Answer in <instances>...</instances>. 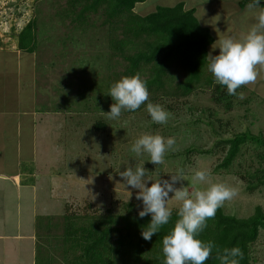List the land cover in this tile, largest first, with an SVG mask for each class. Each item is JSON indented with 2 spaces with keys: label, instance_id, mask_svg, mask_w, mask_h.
<instances>
[{
  "label": "rangeland",
  "instance_id": "1",
  "mask_svg": "<svg viewBox=\"0 0 264 264\" xmlns=\"http://www.w3.org/2000/svg\"><path fill=\"white\" fill-rule=\"evenodd\" d=\"M180 1L186 2L187 9L196 7L195 15L202 26L209 27L214 43L219 37L232 36L239 39L255 23L252 12L248 10L250 3L246 5L245 0H146L136 4L134 12L146 15L160 5L173 6ZM239 2L243 3L242 6ZM66 5L67 0H0V49H15L17 54L24 55L21 73L27 81L33 74L36 75V85L29 90L24 88L22 95L25 106L35 102L32 100L33 95L35 98L40 95L41 101L36 104L42 111L58 106L66 107L65 113L71 114L70 125L67 120V126L64 124L57 135H48L53 143H49L48 138L41 140L39 149L47 156L44 157L45 160H40L42 172L38 171L41 185L35 193L34 208L39 213L34 222V240L44 246L52 245L51 238H56L59 234L54 225L59 221L63 222L67 213L103 214L108 208L121 212L123 205L129 201L135 202L136 210L140 212L143 202L136 199L139 190L127 187L119 175V172L128 167L135 169L140 165H144L148 171V187L159 179L170 180L171 175L180 168L189 177L196 170L206 169L211 173L212 183H224L238 189V196L224 204L228 213L247 217L254 213L258 205L264 210V183L253 191L248 189L249 183L256 181L261 175L255 173L256 169H264V161L254 157L255 154L251 155L254 151L252 146V150L243 147L244 154L238 157L229 170L218 169L217 172L215 169L227 152V147L224 149L222 144H217L221 139L231 138L245 131L264 135V78L258 79L253 85L239 88L237 92H242L245 98L239 99L236 96L230 109L216 103L214 97L217 94L213 92V86L195 93L186 103L180 101L177 104L174 100L177 107L168 120L169 125L155 124L154 127V122L148 116L147 106L140 112L122 113L118 119H108L106 113L110 112L111 105L115 103L111 96L105 95L110 91L109 80H116L112 70L123 72L126 62L121 56L116 55L113 60L109 56L108 25L104 24L105 16L101 11L90 14L85 29H76L71 18L59 15ZM258 7H264V4ZM34 17L38 19L37 37L34 41L36 51L26 53L17 48L18 34ZM213 44L208 47V54L211 52L212 55H218L219 49L213 51ZM13 55L15 54L1 55L5 62L2 65H16V57ZM204 70L208 71L207 65ZM14 73L8 76L13 84L17 75L16 71ZM7 88L11 95L9 104L12 105V92L17 88L14 90L15 86L10 85ZM160 105L166 107L164 102ZM46 123L49 124L48 119ZM143 134H160L165 139L175 138V151L166 153L163 165L157 167L148 161L147 154L137 157L131 151L132 145ZM43 139L47 141L43 142ZM10 143L12 142H8L9 146ZM189 147L212 149V152L206 155L191 154L188 161L183 156H172ZM27 154L28 152L25 155ZM43 161H49V164ZM31 163L25 161L22 168L31 170L34 165L31 166ZM14 165H5L7 172L10 173L16 167ZM183 183L190 187V181ZM9 184H3L7 187L2 189L5 197L0 195V211L4 212L0 219L3 223L6 216L12 217L10 220L16 218L17 208L12 204L14 199L19 203L21 198L20 195L9 198V195H17L16 189ZM27 196L32 197L30 194ZM24 199L27 200L24 196L20 201L26 204ZM3 200H8L10 204L4 203L2 206ZM53 203L54 206H51ZM179 206V202L174 200L169 203L172 210L179 209ZM67 207L70 209L67 210ZM29 210L31 211V207H24V213L28 214ZM46 213H51V217L40 216ZM25 217L23 226L33 228ZM9 221L5 222L6 228L12 230ZM49 226H52V230L49 228L51 232L42 228ZM21 243L12 238L1 239L0 264H32ZM16 249L18 251L15 253ZM252 257V264H264L263 230L252 246Z\"/></svg>",
  "mask_w": 264,
  "mask_h": 264
},
{
  "label": "trees",
  "instance_id": "2",
  "mask_svg": "<svg viewBox=\"0 0 264 264\" xmlns=\"http://www.w3.org/2000/svg\"><path fill=\"white\" fill-rule=\"evenodd\" d=\"M144 1L146 0H67L66 7L59 15L71 18L76 29H85L90 14L94 12L101 11L105 16L109 56L112 57L111 60L116 55L121 56L126 62L123 72L112 70L116 80H109L111 86L125 76L131 77L139 73L147 82L150 101L156 104L164 102V108L170 116H173L177 104H180L178 102L186 103L195 93L215 86L213 92L217 95L214 100L230 109L236 96L229 95L226 86L215 83L213 75L204 70L209 63L208 47L213 43L214 37L209 27L200 24L195 8L186 9L184 2H179L174 6L160 5L146 15L135 13L136 4ZM245 2L252 3L253 0ZM260 4H264V0ZM37 22L36 17L30 19L19 32L17 48L28 53L36 51L34 41L37 37ZM107 93L105 95L110 97L109 91ZM146 106L147 102L134 112L122 113H137ZM148 116L150 117L149 114ZM102 124L104 127L105 123ZM155 124L152 125L155 127ZM217 144H222L224 149L227 147L225 157L215 168L217 172L218 169L229 170L238 157L244 154V146L248 150L254 148L251 155L255 154L254 157L264 161L262 133L255 135L245 131L231 138L221 139ZM211 152L212 149L189 147L178 153L179 156H172H183L188 161L191 154L206 155ZM255 173L261 175L256 181L249 183L250 191L264 183V169H256ZM177 212L178 209L172 210L169 223L162 226L151 241L142 237L143 229L151 221V214L139 217L133 201L125 203L121 212L108 208L103 214L67 213L63 222L59 221L54 225L59 234L56 238H51L52 245L44 246L37 242L35 264H163L165 257L162 240L179 218ZM42 228L49 232L52 230V226ZM261 230L264 231V210L260 205L247 217L228 213L223 206L217 210L214 219L208 220L207 228L198 238L205 242L213 241L221 250L239 247L244 254L239 264H252V246L258 240ZM206 264H220L215 249Z\"/></svg>",
  "mask_w": 264,
  "mask_h": 264
},
{
  "label": "clouds",
  "instance_id": "3",
  "mask_svg": "<svg viewBox=\"0 0 264 264\" xmlns=\"http://www.w3.org/2000/svg\"><path fill=\"white\" fill-rule=\"evenodd\" d=\"M261 0H253L248 5L255 23L239 39L227 36L219 37L212 45L213 51L219 49L218 55H207L208 71L213 75L215 83L226 86L229 95L244 99V94L237 90L244 86L255 84L264 78V7H258ZM258 9V10H257ZM109 95L115 101L108 119H118L123 111L134 112L147 102L146 110L151 120L156 124H167L170 113L160 104L150 101L147 82L139 73L125 76L110 87ZM175 138L165 139L160 134H143L132 145L131 151L137 157L147 154L149 162L158 166L165 163L167 152L175 151ZM144 165L135 169L128 167L119 172L126 186L139 190L137 200H142L143 209L139 217L151 214V221L142 231V237L151 241L162 226L169 223L172 216L170 201L179 202L178 219L169 234L162 240V251L165 259L163 264H206L216 251L220 264H239L243 252L239 247L219 249L213 241H203L198 238L207 228L208 220L214 219L217 210L228 201L238 196V189L224 183H212L211 173L206 170H196L189 177L183 168L171 175L170 180H157L147 186L149 179ZM184 181H190V187ZM179 184V187H177ZM199 185H207L200 187ZM170 193L173 195L170 196Z\"/></svg>",
  "mask_w": 264,
  "mask_h": 264
},
{
  "label": "crops",
  "instance_id": "4",
  "mask_svg": "<svg viewBox=\"0 0 264 264\" xmlns=\"http://www.w3.org/2000/svg\"><path fill=\"white\" fill-rule=\"evenodd\" d=\"M180 2H184L185 8H188L185 1ZM239 4L242 6L243 3L239 2ZM190 8H195L196 13V7ZM14 50L15 49H13V51H9L2 48L0 49V164H3L0 165V195L3 194L5 197V194L3 193L2 189H6L7 187H5L3 184L10 183L9 185H12L16 189L17 195L15 197L9 195V198H16L20 195V199L23 200V197L25 196L27 200L24 199L26 201V204H24L20 201V199L19 203L16 199H14L12 205L17 208V215L15 219L13 218L12 220H10L12 217L6 216L4 223L0 219V240L12 238L22 242L23 246L25 247L24 252H26V255H28L27 259L32 261V264H35L37 241H35L36 239L34 240L36 236L34 222L36 216L39 213H37L34 208V206H36L35 193L41 185V181L38 179L39 172H42V169L40 168V160L47 156L39 148L41 146L42 138L46 139L49 137L48 135H52V133L57 135L59 130L64 127V124L65 126H67V120L68 125H70L71 114L65 113L67 112L66 107L63 108L58 106H54L52 109H48L47 111H42V109L36 104L37 102L41 101L39 99L40 95L38 96V98H35V96L33 95L32 100L35 102L33 104H29V106H25V103L23 101L24 95H22L24 88L29 90L30 87L36 85V75L34 76L33 74L30 79L28 78L29 80L27 81V79L24 77V74L22 75L21 73L23 64L22 60L24 55H21L19 53L17 54V52ZM3 54H15L13 56L16 57V65H2L3 63H5L4 61H2ZM15 71L17 75L14 77L13 84V80H8V76L9 74L12 75ZM9 85L15 86L14 90L17 88L15 91L12 92V105L9 104V99L11 95L7 91V87ZM33 91H35V88ZM47 119L49 121V124L46 123ZM44 139L43 142L48 140L49 143H53V139ZM9 140L12 142L10 143L11 147L8 145V142H10ZM27 152L28 154L25 155ZM8 161L10 162L8 163ZM25 161H31V166L34 164L31 167V170H24L22 168ZM43 162L47 165L49 164V161ZM5 165H14L16 167L12 168L10 170L11 172L9 173L6 170ZM27 194H30L32 197H28ZM4 203L8 205L10 204L8 200H3L2 206L5 205ZM26 206L27 209L31 207V211L29 210L30 212L28 214L24 213V207ZM51 206H54V203ZM3 213L4 212L1 210L0 215H2ZM49 214L51 213H46L43 215ZM25 215H27V218L25 217ZM24 217L29 220L33 228L27 229L23 226ZM6 221H9L8 223L12 224V230H7L5 224ZM18 249L15 250V253L18 251Z\"/></svg>",
  "mask_w": 264,
  "mask_h": 264
}]
</instances>
